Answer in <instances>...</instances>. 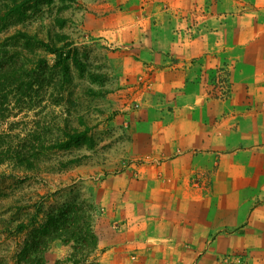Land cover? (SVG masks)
<instances>
[{
    "label": "rangeland",
    "instance_id": "rangeland-1",
    "mask_svg": "<svg viewBox=\"0 0 264 264\" xmlns=\"http://www.w3.org/2000/svg\"><path fill=\"white\" fill-rule=\"evenodd\" d=\"M263 8L264 0H0V52L20 51L35 68L32 87L9 94L0 126L42 146L32 166L0 164V264H194L193 246L205 241H186L189 254L177 257L181 227L166 222L181 215L147 204L114 174L131 163L130 115L153 72L173 63L165 56L206 59L203 89L229 96L234 64L221 44L213 59L209 42L232 41L227 22ZM218 188L202 220L247 217L248 194ZM263 243L224 238L217 244L233 251L216 258H262Z\"/></svg>",
    "mask_w": 264,
    "mask_h": 264
},
{
    "label": "crops",
    "instance_id": "crops-1",
    "mask_svg": "<svg viewBox=\"0 0 264 264\" xmlns=\"http://www.w3.org/2000/svg\"><path fill=\"white\" fill-rule=\"evenodd\" d=\"M231 21L225 30L233 34L232 41L209 42L210 51L217 50L212 52L213 59L214 53L225 46L227 58L234 64L229 96L221 98L203 89L206 59L201 64L191 63L186 56L166 61L165 56L164 63H173L157 74L153 72L152 89L130 115L131 163L114 174L126 180L129 191L144 193L147 204L187 214L194 224L192 228L181 218L165 221L181 227L177 241L183 249L170 251L183 261L189 254L186 241H205L203 250L197 245L190 248L197 258L194 264H223L216 255L233 251V246L217 244L224 238L232 241L242 235L250 241L257 236L264 242V8L252 15L242 13ZM171 47L168 45L164 51ZM155 54L161 53L151 55ZM152 58L156 59H147ZM220 183L232 192L248 194L242 206L250 212L240 221L234 217L220 220V224L217 221V226L202 236L200 210L209 207L222 191ZM188 210H192V216ZM161 220L165 223L164 217ZM258 247H264V243ZM249 252L235 253L231 260L237 264H264V257ZM165 254L171 253L167 250Z\"/></svg>",
    "mask_w": 264,
    "mask_h": 264
},
{
    "label": "trees",
    "instance_id": "trees-1",
    "mask_svg": "<svg viewBox=\"0 0 264 264\" xmlns=\"http://www.w3.org/2000/svg\"><path fill=\"white\" fill-rule=\"evenodd\" d=\"M8 56V52H0V122L11 114L9 109V94L12 92L22 93L25 89L31 88L33 85L32 73L35 68H27L23 61H21V52L13 51ZM26 79V80H25ZM28 79V80H27ZM12 136V137H11ZM19 134H10L0 126V164L9 163L15 166H32L35 160L34 149L42 148V146H31L28 148V143L19 140ZM35 147V148H34ZM44 147V146H43ZM181 215L182 221L186 225L193 227V222L187 218V214L177 211L175 215ZM53 219V216H51ZM221 218H203L199 225L200 234L206 235L216 227L215 222L220 224ZM65 221V220H62ZM195 231V229H193ZM191 230L192 232H194ZM93 238V236H92ZM76 242L84 243L83 240H76Z\"/></svg>",
    "mask_w": 264,
    "mask_h": 264
},
{
    "label": "built area",
    "instance_id": "built-area-1",
    "mask_svg": "<svg viewBox=\"0 0 264 264\" xmlns=\"http://www.w3.org/2000/svg\"><path fill=\"white\" fill-rule=\"evenodd\" d=\"M136 105H138V104L136 103Z\"/></svg>",
    "mask_w": 264,
    "mask_h": 264
}]
</instances>
